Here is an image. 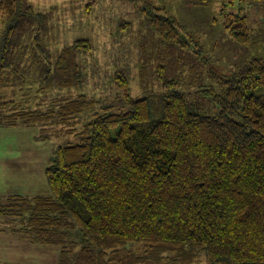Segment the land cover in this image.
Returning a JSON list of instances; mask_svg holds the SVG:
<instances>
[{
  "label": "trees",
  "instance_id": "16d2710c",
  "mask_svg": "<svg viewBox=\"0 0 264 264\" xmlns=\"http://www.w3.org/2000/svg\"><path fill=\"white\" fill-rule=\"evenodd\" d=\"M201 1L219 3L216 10L225 16L222 26L231 39L253 44L248 18L227 10L236 2L264 6V0ZM150 8V24L168 47L204 50L201 38L187 33L173 15ZM52 17L29 0H0V90L7 83L17 86V69L28 75L22 65L32 53V78L42 90L80 87L64 75L80 54L92 51L91 43L79 39L53 59L44 46ZM205 61L208 77L220 85L218 92H204L213 114L162 73L160 85L167 92L157 102L132 97L130 80L118 73L117 87L129 110L106 108L88 119L79 144L57 148L45 170L50 194L0 198L6 233L62 248L58 264H194L202 256L210 264H264V56L252 57L230 78L216 74L210 58ZM183 83L197 87L194 79ZM9 99L0 97V125L12 117L10 125L42 122L64 128L61 124L83 118L76 119V101L61 105L66 98L47 111L26 105L7 115L14 101ZM86 100L85 111L93 105ZM82 123L60 131L70 134Z\"/></svg>",
  "mask_w": 264,
  "mask_h": 264
},
{
  "label": "rangeland",
  "instance_id": "374dc122",
  "mask_svg": "<svg viewBox=\"0 0 264 264\" xmlns=\"http://www.w3.org/2000/svg\"><path fill=\"white\" fill-rule=\"evenodd\" d=\"M92 1L29 0L37 11L53 12L52 30L44 37V46L51 52L53 59L79 39L89 40L92 51L80 54L71 69L66 71L64 77L68 79L70 74L72 84L80 85L71 90L55 87L42 90L38 80L32 78L35 69L32 70L30 58L34 54L26 55L22 66L28 75H23L20 67L22 71H17L21 76L14 82L17 86L7 83L0 90L3 99H14L10 101L11 107L6 114L20 112L26 105L32 111L43 108L47 111L53 104H58L56 100L66 98L61 101V105L76 101V119L79 116L83 118L61 124L64 128H57L56 123L44 126L42 122L10 125L8 123L14 120L12 117L7 119V126L0 127L2 200L10 196L33 198L50 194L45 170L51 164L57 148L79 144L81 131L88 119L95 114H104L106 108H111L112 113L129 110L122 91L117 87L115 78L118 73L130 80L132 97H151L155 102L167 92L160 85L159 77L162 73L168 80H177L180 83L179 91L185 92L196 105L203 106L207 113L213 114L212 102L204 92H210L208 90L212 88L218 92L220 85L218 82L214 84L208 77L210 65L207 66L205 58H210L213 63L211 69L216 74L230 78L237 67L252 57L264 56V6L261 4L255 3V7L251 8L245 2H236L233 9L227 10L228 15H245L248 18L254 41L245 47L231 39L222 26L225 16L217 11L220 10L217 7L219 3L212 5L201 0L197 3L196 0H98L87 12L86 7ZM150 4L163 13L173 15L187 33L197 34L203 42L204 50L198 53L191 48L187 51L171 49L162 42L150 24V16L146 14L154 13ZM45 74L44 70L43 76ZM76 74H80L81 83H78ZM8 78H12V75H8ZM190 79L196 81L197 87L183 83ZM6 94L11 96H4ZM82 95L83 98L79 100ZM86 99L93 102V105L85 111L86 107L83 106H86ZM159 115L156 114L155 118ZM79 122L84 123L70 134L60 131L66 130L67 126H76ZM8 228L6 219L0 218V264H58L62 248L29 244L20 237L6 233ZM77 232L81 240L82 235ZM194 264L210 263L202 256Z\"/></svg>",
  "mask_w": 264,
  "mask_h": 264
},
{
  "label": "crops",
  "instance_id": "0c3cea01",
  "mask_svg": "<svg viewBox=\"0 0 264 264\" xmlns=\"http://www.w3.org/2000/svg\"><path fill=\"white\" fill-rule=\"evenodd\" d=\"M0 127H5L4 125H0Z\"/></svg>",
  "mask_w": 264,
  "mask_h": 264
}]
</instances>
